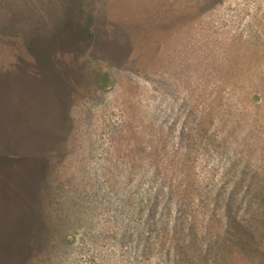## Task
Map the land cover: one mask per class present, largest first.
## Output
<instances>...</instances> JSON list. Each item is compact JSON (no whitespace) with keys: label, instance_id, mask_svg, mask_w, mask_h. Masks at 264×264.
<instances>
[{"label":"rangeland","instance_id":"1","mask_svg":"<svg viewBox=\"0 0 264 264\" xmlns=\"http://www.w3.org/2000/svg\"><path fill=\"white\" fill-rule=\"evenodd\" d=\"M255 210L264 0H0V264H264Z\"/></svg>","mask_w":264,"mask_h":264},{"label":"trees","instance_id":"2","mask_svg":"<svg viewBox=\"0 0 264 264\" xmlns=\"http://www.w3.org/2000/svg\"><path fill=\"white\" fill-rule=\"evenodd\" d=\"M70 12L68 15L69 16L68 19H71L70 17L73 15ZM170 209H174V205L172 207L170 206ZM251 217L253 219H246V221H244V220H240V218L233 216L232 221H231L232 232L234 233L233 236L235 238L233 241V242H235V244H233V245L238 247V249L242 250L243 252L254 253V254H257L260 258H264V251L259 250L257 247H254L255 245H254V241L252 239L255 237L254 236L255 230L257 229V227L255 226V228H254V227H252V225H250L252 222H254V224H256V225L259 224V226L261 228H264V217H262V214L259 210H257V212L255 210L254 214H252ZM181 252L183 253V255H185L184 251H181ZM167 254H168L167 255L168 257L172 256L171 251H169ZM174 254L175 253L173 252V255ZM241 254H245V253H241ZM226 263H227V261H226Z\"/></svg>","mask_w":264,"mask_h":264}]
</instances>
